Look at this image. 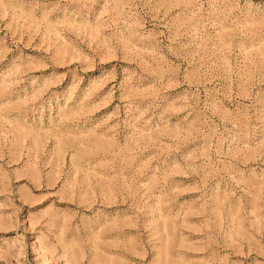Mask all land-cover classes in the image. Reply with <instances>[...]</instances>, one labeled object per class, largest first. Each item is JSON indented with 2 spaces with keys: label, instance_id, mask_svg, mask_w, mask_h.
Listing matches in <instances>:
<instances>
[{
  "label": "rangeland",
  "instance_id": "374dc122",
  "mask_svg": "<svg viewBox=\"0 0 264 264\" xmlns=\"http://www.w3.org/2000/svg\"><path fill=\"white\" fill-rule=\"evenodd\" d=\"M0 264H264V0H0Z\"/></svg>",
  "mask_w": 264,
  "mask_h": 264
}]
</instances>
